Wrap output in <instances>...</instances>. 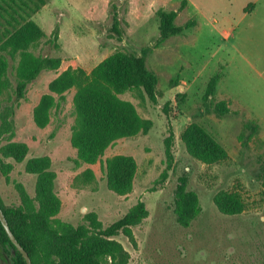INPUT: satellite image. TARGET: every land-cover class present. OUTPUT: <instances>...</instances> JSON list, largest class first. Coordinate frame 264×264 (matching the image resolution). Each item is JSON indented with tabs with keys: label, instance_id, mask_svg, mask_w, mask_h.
Here are the masks:
<instances>
[{
	"label": "rangeland",
	"instance_id": "1",
	"mask_svg": "<svg viewBox=\"0 0 264 264\" xmlns=\"http://www.w3.org/2000/svg\"><path fill=\"white\" fill-rule=\"evenodd\" d=\"M0 4L2 14L7 10L19 20L22 15L43 32L32 43L33 54L57 60L27 84L17 101L0 98V107L13 102L10 141L27 148L21 161L3 157L12 164L8 180L0 173L3 207L24 206L16 184L39 205L38 176L25 164L43 157L54 174L50 190L58 203L50 208L56 210L52 217L66 225L86 226L96 219L106 227L138 202L144 205L146 216L129 228L130 234L114 237L129 254L127 264H264V0ZM160 11H177L173 24L187 26L162 39ZM116 51L144 58L157 79L155 99L140 87L119 93L145 128L114 140L88 163L71 142L76 89L58 93L53 84L67 71L89 74ZM8 77H13L10 71ZM42 102L47 106L43 126L35 119ZM221 107L228 112L221 113ZM190 123L203 127L226 158L206 164L192 157L181 140ZM6 142L2 138L0 146ZM115 155L136 165L125 194L107 186L105 161ZM218 193L235 195L242 210L220 212Z\"/></svg>",
	"mask_w": 264,
	"mask_h": 264
},
{
	"label": "trees",
	"instance_id": "2",
	"mask_svg": "<svg viewBox=\"0 0 264 264\" xmlns=\"http://www.w3.org/2000/svg\"><path fill=\"white\" fill-rule=\"evenodd\" d=\"M4 12L5 15L0 12V98L7 96L14 102L23 96L28 83L42 70L54 68L57 60L48 55L36 56L30 51L34 40L44 35L34 22L24 21L22 15H19V20L7 10ZM176 15L177 11L159 12L162 39L187 26H175L173 21ZM9 71L12 78L8 77ZM156 82V76L146 67L144 58L128 56L121 51L107 56L89 74L81 70L67 71L55 80L53 88L58 93L70 88L76 89V123L71 142L82 160L88 163L97 161L114 140L134 136L145 128L144 120L133 105L119 99L118 94L140 87L153 101ZM211 92L212 86L209 89ZM13 102L0 107V140L6 138L7 141L0 146V173L6 180L12 164L4 161L3 157L21 161L27 151L23 143L10 141L14 134ZM45 103L42 102L35 111L36 123L41 126L46 122ZM220 112L227 113L228 109L221 107ZM181 140L188 153L203 163L219 162L227 156L224 148L197 124L186 125L181 132ZM25 167L38 176L39 205H34L24 187L16 184L15 188L24 206L5 208L0 202V207L10 230L27 252L32 264L128 263V252L114 237L120 232L129 235V228L146 216L141 202L109 226L103 227L99 221L92 219L89 225L72 227L52 217L56 210L50 208L53 206L57 209L58 201L51 194L54 174L47 170L46 160L43 157L31 158ZM105 167L107 186L112 191L125 194L131 190L136 171L135 162L131 158L112 156L106 159ZM215 203L220 212L229 215L240 212L243 207L242 202L229 193H218ZM0 264H26L1 223Z\"/></svg>",
	"mask_w": 264,
	"mask_h": 264
},
{
	"label": "water",
	"instance_id": "3",
	"mask_svg": "<svg viewBox=\"0 0 264 264\" xmlns=\"http://www.w3.org/2000/svg\"><path fill=\"white\" fill-rule=\"evenodd\" d=\"M0 223H1L2 227H3V229L5 230L10 242L14 246L15 250L20 252V254L24 258L26 264H32L27 252L18 243L17 239L15 238V236L12 233V231L10 230V228L8 226V223H7V220H6V218H5L4 214H3V211L1 209V207H0Z\"/></svg>",
	"mask_w": 264,
	"mask_h": 264
}]
</instances>
